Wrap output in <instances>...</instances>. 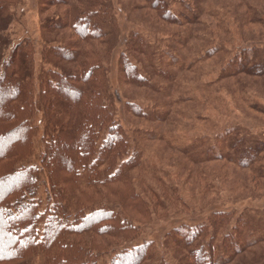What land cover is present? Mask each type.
Returning <instances> with one entry per match:
<instances>
[{"label": "trees", "instance_id": "trees-1", "mask_svg": "<svg viewBox=\"0 0 264 264\" xmlns=\"http://www.w3.org/2000/svg\"><path fill=\"white\" fill-rule=\"evenodd\" d=\"M20 1L0 0V264H30L37 257L46 264H152L154 244L138 242L142 230L189 207L143 159L141 140H167L155 132L158 127L136 129L130 140L118 120L119 107L133 120L161 121L147 117L126 90L149 88L150 75L141 70L147 62L140 59L148 44L136 32L119 43L110 0H44L65 10L41 25L37 64L36 42L11 38L12 9ZM142 1L135 9L174 32L184 25L202 27L198 18L207 0H182L175 10L167 0ZM244 18L245 24L264 26L260 16ZM180 37L171 36L173 45ZM118 45L115 89L110 63ZM245 54L225 65L223 76L264 79V49L248 60ZM162 77L173 84L171 75ZM243 134L230 162L209 153L205 162H229L264 182V133ZM225 218L214 217L217 233ZM258 220L256 227L263 229L264 220ZM207 227L180 225L167 234L180 256L177 264H215L220 252L234 258L264 241L239 220L232 232L223 231L220 244L216 234L204 242Z\"/></svg>", "mask_w": 264, "mask_h": 264}, {"label": "rangeland", "instance_id": "rangeland-1", "mask_svg": "<svg viewBox=\"0 0 264 264\" xmlns=\"http://www.w3.org/2000/svg\"><path fill=\"white\" fill-rule=\"evenodd\" d=\"M110 1L115 8L113 19L119 43L136 32L148 44L145 52H140V59L147 62L141 70L150 75L149 88L152 89L132 91L127 87L126 90L147 117L161 121L139 122L125 116L119 107L118 120L130 140L136 129L154 131L158 127L155 132L167 140H141L143 159L150 171L156 170L168 186L178 189L189 207L188 212L183 209L171 212L168 220L155 221L142 230L138 242L154 244L156 257L154 255L151 263L177 264L180 256L175 257L166 236L180 225L207 224L202 240L207 242L216 234L218 245L223 231L232 232L240 220L242 228H249L253 237L264 238V228L258 229L255 225L257 218L264 220V182H256L248 171L228 160L234 142L243 138L245 131L264 133V79L242 76L227 79L222 74L225 65L240 51H247L243 60H248L255 51L264 49V26L245 24L244 20L249 14L250 17L260 16L264 21V0H207L198 18L202 27H179L176 32L182 38L174 45L171 36L176 32L171 27L135 9L142 0ZM167 1L174 10L179 9L182 2ZM64 10L45 4L44 0H21L12 9L15 21L10 29L11 38L15 43L36 42L37 64L41 62V25ZM120 48L116 47L110 63L111 84L115 89H120L117 72ZM161 59L168 61L166 66ZM175 59L179 64H172ZM164 75H171L173 84L165 81ZM208 153L222 154L229 162H205ZM235 154L239 159L236 148ZM221 213L226 222L224 230L217 233L213 221ZM213 261L215 264H264V241L238 257H224L220 252ZM30 264H46L45 257H37Z\"/></svg>", "mask_w": 264, "mask_h": 264}]
</instances>
